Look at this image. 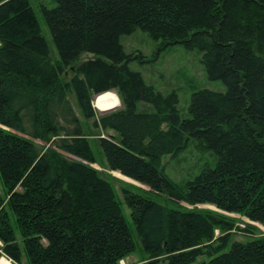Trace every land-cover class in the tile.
<instances>
[{
  "label": "trees",
  "instance_id": "16d2710c",
  "mask_svg": "<svg viewBox=\"0 0 264 264\" xmlns=\"http://www.w3.org/2000/svg\"><path fill=\"white\" fill-rule=\"evenodd\" d=\"M55 2L41 9L58 60L31 0H0V259L121 264L136 250L113 184L94 168L91 138L68 98L74 92L95 128L116 133L97 141L107 169L168 199L122 189L147 264H264V237L235 240L255 232L199 208L264 227V0ZM137 30L161 41L162 50H199L209 78L227 90L195 92L191 117L183 119L175 92L163 95L130 69L121 38ZM86 53L96 58L81 61ZM107 92L119 95L122 108L99 114L95 97L113 95ZM111 97L98 106L108 108L103 102ZM190 140L217 163L180 184L165 175L163 159Z\"/></svg>",
  "mask_w": 264,
  "mask_h": 264
},
{
  "label": "rangeland",
  "instance_id": "374dc122",
  "mask_svg": "<svg viewBox=\"0 0 264 264\" xmlns=\"http://www.w3.org/2000/svg\"><path fill=\"white\" fill-rule=\"evenodd\" d=\"M31 2L40 22L42 35L49 45L50 55L53 60H58L60 56L41 9V2L46 4L49 8H54L56 2L55 0H31ZM121 43L124 52L133 57L129 62L130 69L140 73L147 85L153 86L165 96L170 95L173 92L178 95V109L183 119L191 117L189 106L191 103V97L195 92L202 89H209L218 92H225L227 90V86L223 81L211 80L209 78L205 66L202 63V53L199 50H188L182 44L172 45L162 50L161 41L152 39L142 30H137L130 35H124L121 38ZM95 58L96 56L93 54L86 53L82 56L81 61H88ZM72 77L73 72L69 71V73L66 74L65 79L70 81ZM113 93L117 95L116 92ZM115 94L102 95L112 96L103 102L108 107L104 110L98 106V102L101 100L102 96L95 97L93 105L99 114L122 108V104L119 105V100L121 102V99L119 95H117V97ZM114 97L116 98L114 99ZM68 98L83 124L85 133L91 138L92 148L97 160V164L94 165V168L102 172L104 178L108 179L113 184L118 200L122 204L126 221L136 242L135 252L122 261L121 264H147L148 255L137 234L131 216V210L124 201L122 189H130L134 192L141 193L146 198L162 204H166L168 199L165 195L151 193L146 186H143L130 178L129 180L118 172H113L107 169L103 149L99 146L97 141L101 136L116 133L113 130L102 131L101 129L95 128L93 126L94 119L88 120L83 116L74 92L70 93ZM117 104L118 107L115 108ZM49 147H51V143L47 145V148ZM216 163L217 158L210 149H207L204 145L195 142L194 140H190V143L182 152L174 156L168 155L164 157L162 170L169 179L181 184L194 180L206 168H214ZM139 188H143V190ZM0 194L3 197L6 196V189L1 177ZM184 205L191 208L186 204ZM199 208L222 213L235 219L240 228L248 226L250 230L255 232L252 236L248 232L237 233L234 236L235 240L246 243L256 236L264 237V227L261 224L252 222L239 214L225 213L211 205H200ZM11 216L12 225L16 229L15 217L13 214ZM229 249L230 246L226 248V251H229ZM2 254L1 259H5L7 261L6 264H8V262L13 264V261L8 256L4 253ZM1 262L3 261L1 260ZM3 264L5 263L3 262ZM160 264H168V262L163 261Z\"/></svg>",
  "mask_w": 264,
  "mask_h": 264
},
{
  "label": "bare ground",
  "instance_id": "6f19581e",
  "mask_svg": "<svg viewBox=\"0 0 264 264\" xmlns=\"http://www.w3.org/2000/svg\"><path fill=\"white\" fill-rule=\"evenodd\" d=\"M107 93H113V92H107ZM104 94H106V93H104ZM113 94H115V93H113ZM101 95H103V94H101ZM116 95V94H115ZM98 96H100V95H98ZM98 96H96V97H98ZM117 96V95H116ZM118 97V96H117ZM118 100H119V98H118ZM121 104V102H120V100H119V105ZM118 107V106H117ZM5 264H6V260L5 259H1ZM0 260V261H1ZM8 264H10L9 262H8Z\"/></svg>",
  "mask_w": 264,
  "mask_h": 264
},
{
  "label": "built area",
  "instance_id": "2783aa9c",
  "mask_svg": "<svg viewBox=\"0 0 264 264\" xmlns=\"http://www.w3.org/2000/svg\"><path fill=\"white\" fill-rule=\"evenodd\" d=\"M3 246V244H2V242H0V247H2Z\"/></svg>",
  "mask_w": 264,
  "mask_h": 264
},
{
  "label": "crops",
  "instance_id": "0c3cea01",
  "mask_svg": "<svg viewBox=\"0 0 264 264\" xmlns=\"http://www.w3.org/2000/svg\"><path fill=\"white\" fill-rule=\"evenodd\" d=\"M110 134H112V133H110Z\"/></svg>",
  "mask_w": 264,
  "mask_h": 264
}]
</instances>
